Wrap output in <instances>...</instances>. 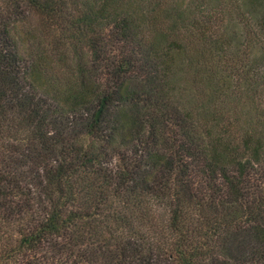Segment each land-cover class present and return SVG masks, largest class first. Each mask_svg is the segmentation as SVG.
Wrapping results in <instances>:
<instances>
[{
  "label": "trees",
  "instance_id": "16d2710c",
  "mask_svg": "<svg viewBox=\"0 0 264 264\" xmlns=\"http://www.w3.org/2000/svg\"><path fill=\"white\" fill-rule=\"evenodd\" d=\"M0 264H264V0H0Z\"/></svg>",
  "mask_w": 264,
  "mask_h": 264
}]
</instances>
